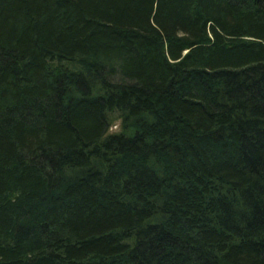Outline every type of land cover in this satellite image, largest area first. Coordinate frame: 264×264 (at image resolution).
Listing matches in <instances>:
<instances>
[{"label":"trees","instance_id":"trees-1","mask_svg":"<svg viewBox=\"0 0 264 264\" xmlns=\"http://www.w3.org/2000/svg\"><path fill=\"white\" fill-rule=\"evenodd\" d=\"M0 264H264V0H0Z\"/></svg>","mask_w":264,"mask_h":264},{"label":"rangeland","instance_id":"rangeland-1","mask_svg":"<svg viewBox=\"0 0 264 264\" xmlns=\"http://www.w3.org/2000/svg\"><path fill=\"white\" fill-rule=\"evenodd\" d=\"M117 125H118V123H116L115 125H113L112 127H110L109 133L117 132L118 131Z\"/></svg>","mask_w":264,"mask_h":264},{"label":"bare ground","instance_id":"bare-ground-1","mask_svg":"<svg viewBox=\"0 0 264 264\" xmlns=\"http://www.w3.org/2000/svg\"><path fill=\"white\" fill-rule=\"evenodd\" d=\"M118 127V126H117Z\"/></svg>","mask_w":264,"mask_h":264}]
</instances>
